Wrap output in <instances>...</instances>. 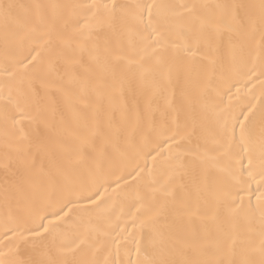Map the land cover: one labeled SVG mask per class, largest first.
Segmentation results:
<instances>
[{"label":"bare ground","instance_id":"1","mask_svg":"<svg viewBox=\"0 0 264 264\" xmlns=\"http://www.w3.org/2000/svg\"><path fill=\"white\" fill-rule=\"evenodd\" d=\"M262 157L264 0H0V264H264Z\"/></svg>","mask_w":264,"mask_h":264},{"label":"snow or ice","instance_id":"2","mask_svg":"<svg viewBox=\"0 0 264 264\" xmlns=\"http://www.w3.org/2000/svg\"><path fill=\"white\" fill-rule=\"evenodd\" d=\"M262 160H264V157L261 158ZM248 165H249V171L252 170V165H253V161L251 159H249L247 161ZM43 227V226H42ZM44 231L46 232L47 231V228H44ZM39 234V233H38Z\"/></svg>","mask_w":264,"mask_h":264}]
</instances>
